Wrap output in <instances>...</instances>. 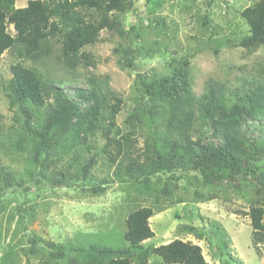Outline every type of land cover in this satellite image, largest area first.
Returning <instances> with one entry per match:
<instances>
[{"label": "trees", "instance_id": "16d2710c", "mask_svg": "<svg viewBox=\"0 0 264 264\" xmlns=\"http://www.w3.org/2000/svg\"><path fill=\"white\" fill-rule=\"evenodd\" d=\"M15 1L0 0V59L7 51L18 59L10 66L12 76L4 93L16 110L18 126L9 140L10 154L22 155L23 163L18 176L0 167V193L25 188L35 179L50 189L100 197L117 183L150 202L128 214L124 232L116 239L105 236L65 246L35 236L23 254L27 259L37 256L39 264H149L152 255L161 264H208L201 247L191 241L144 246L154 237L149 219L167 204L184 202L181 197L176 202L170 199L182 179L194 187L193 203L217 198L224 184L240 195L239 184L245 179L258 186L264 200V136L255 134L264 128V58L254 75L236 88L208 80L196 98L190 92L188 59L171 57L169 73L152 74L150 80L138 76L141 101L124 118L121 131L116 117L122 99L110 90L107 76H87L88 88L77 89L71 97L40 67L54 62L69 76L95 67L84 49L96 44L102 31L128 35L121 15L133 10V0H29L20 8ZM147 2L155 14L163 0ZM239 13L248 31L231 47L249 54L264 49V0ZM153 21L163 24L159 18ZM115 53L122 70L133 67L138 57L151 56L148 49L129 45ZM138 133L144 135L141 154L135 150ZM98 134L105 142L92 153ZM80 148L87 156L79 153ZM101 160L106 176L98 178L93 171ZM239 213L250 220L252 245L264 246V202H252L247 211L235 212ZM181 229L197 240L203 237L197 228ZM221 244L220 254L223 251L226 257V242ZM223 264H230L228 258Z\"/></svg>", "mask_w": 264, "mask_h": 264}, {"label": "rangeland", "instance_id": "374dc122", "mask_svg": "<svg viewBox=\"0 0 264 264\" xmlns=\"http://www.w3.org/2000/svg\"><path fill=\"white\" fill-rule=\"evenodd\" d=\"M27 1L16 0L15 7H25ZM255 1L213 0L207 5L208 0H163L162 6L156 8L153 14L147 0H133V10L121 15L128 35L121 37L102 31L99 41L84 49L92 56L95 67L80 68L70 76L65 75L54 62L48 63L46 69L44 66L40 69L48 71L49 78L60 83L57 88L71 97L77 89L88 88L84 82L87 76H107L110 90L122 99L116 125L124 131V118L141 101L138 81L150 80L155 73H169L168 62L173 56L188 59L190 92L196 98L202 94L208 80L236 88L244 79L254 75L252 73L264 58V49L249 54L242 48L231 47V44L247 33L248 26L239 12ZM205 16L207 26H204ZM155 18L163 20V24L157 25L153 21ZM8 31L13 34L12 27ZM128 45L148 49L151 56L138 57L133 67L122 70L117 65L119 55L115 50ZM16 62L18 59L13 51L5 52L0 59V167L18 176L23 156L10 154L9 146L17 126L16 110L9 107L4 93V86L12 76L10 66ZM255 134L264 136V128ZM134 139L136 154H141L144 135L138 133V138ZM93 141L96 143L92 153L105 142L101 134ZM79 153L87 156L81 148ZM99 158L102 155H97ZM104 163L102 160L99 162L93 171L94 176H106V170L101 165ZM114 169L112 167L108 172ZM239 186L240 195L224 184L218 188L217 198L193 203L194 187L182 179L171 192L170 199L176 202L181 197L184 202L167 204L170 207H163V211L149 219L154 237L144 241V246H159L180 239L200 246L208 264H223L227 258L230 264H264V246L255 248L251 242L250 220L240 213L235 214L236 211H247L252 202L264 200L252 180L245 179ZM134 199L136 201L132 202ZM149 205L150 202L139 197L133 189H122L117 183L110 185L100 197L81 195L65 188L50 189L35 179L25 188L8 189L0 193V264H39L37 256L27 259L22 252L35 236L65 246L105 236L116 239L124 232V220L128 214L135 208ZM31 215H34L32 220ZM182 226L202 231V239L197 240L195 235L187 234ZM222 240L227 246L226 257L223 251L220 254ZM148 263L161 264L160 258L155 255L150 256Z\"/></svg>", "mask_w": 264, "mask_h": 264}]
</instances>
